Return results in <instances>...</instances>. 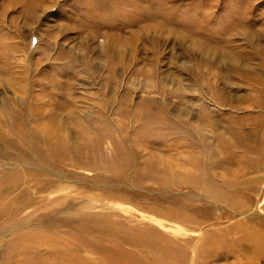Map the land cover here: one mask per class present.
I'll return each instance as SVG.
<instances>
[{
  "label": "rangeland",
  "instance_id": "rangeland-1",
  "mask_svg": "<svg viewBox=\"0 0 264 264\" xmlns=\"http://www.w3.org/2000/svg\"><path fill=\"white\" fill-rule=\"evenodd\" d=\"M12 100L1 179L41 165L1 159L45 115L76 149L47 143L42 196L0 217V264H264V0H0V111ZM248 131L243 150L233 133Z\"/></svg>",
  "mask_w": 264,
  "mask_h": 264
},
{
  "label": "bare ground",
  "instance_id": "bare-ground-1",
  "mask_svg": "<svg viewBox=\"0 0 264 264\" xmlns=\"http://www.w3.org/2000/svg\"><path fill=\"white\" fill-rule=\"evenodd\" d=\"M246 23V22H245ZM242 24V23H241ZM164 25V24H162ZM158 27H161V25H157ZM238 26V25H237ZM236 26V27H237ZM241 26V25H240ZM233 29V28H232ZM239 29V28H238ZM242 29V28H241ZM243 30V29H242ZM161 31V30H160ZM239 31V30H238ZM241 31V30H240ZM173 35V34H172ZM124 52V51H123ZM227 61V62H226ZM228 60V58L226 57L225 60H223V62H226V63H229L231 64V62ZM218 64V63H217ZM125 96H128L127 94H124ZM128 100V99H127ZM125 99V101H127ZM14 100H12L11 102V105H8L6 103V106L4 107V109L2 111H0V122H2L3 120H7L8 118H15V119H18L17 118V114L18 112L21 113L22 109H20V104L19 103H13ZM154 102V100H153ZM151 102L149 101H143L142 105H141V110L142 112L144 113V111H146L148 109V105L150 104ZM5 104V103H4ZM19 105V106H18ZM18 106V107H17ZM46 110V108H44ZM159 111H161V109H158ZM70 113V112H69ZM59 114L60 113H55V114H51V115H45L44 117V120L39 123L37 126H35L30 135L26 136L25 135V142H24V146L25 148L22 149V147H18V149H15L14 146H6L4 148H8L10 150H15L14 152V156L13 157H9V156H5L3 155V159H1L3 162L6 163V165H8V161H15L16 159L17 160H24L25 158H27L28 156V159L30 160H35L38 162V167L34 168L35 171H33V173H29V172H22V171H14V172H11L9 171L8 173H6L5 175H3L2 177L4 179H1L0 178V194H4V192H9L11 191L14 187L15 189L17 188V186L19 187L20 186V190H19V194L17 195H14L12 196V199L10 198L11 195H9V199H7L8 201L7 202H1L0 201V205L4 204V206H2L3 208L1 209L0 208V217L3 218V219H10L12 217H16V215H18V213H21L23 211V207L25 206V208H27L29 205H31V202L34 198V200L40 196H42L40 194V191H41V188L44 187V179L43 178V174L42 173H39L37 170H39L40 168L43 167V164L45 165V163H48L50 160L51 161H55L54 158H57L58 157H51V158H48V156H50L48 154V152H46L48 150V146H47V143L49 141L53 142L57 149H58V153H60L61 151L64 152V151H70L71 153H73L76 149V145L75 143H73L72 139H70L69 137V134L67 132H64V131H61L62 130V127L65 126V119H64V116H61L59 117ZM139 115L141 114V111L138 113ZM21 115H23L21 113ZM66 116V114H65ZM20 121L22 120V117L19 119ZM16 121V120H15ZM7 123V122H6ZM1 124V123H0ZM20 124H22L20 122ZM241 126V125H240ZM4 127V126H3ZM25 127V126H24ZM24 127L23 130H24ZM244 127V126H243ZM1 128V127H0ZM15 128V127H14ZM231 129H239L238 125H232L231 126ZM1 130V129H0ZM17 130V129H16ZM3 134V133H2ZM236 137V143L239 144L243 150H250L251 149V145H252V142L254 140L253 138V133L252 132H234L233 133ZM12 137V136H11ZM38 142L41 144L40 147H36V146H33L34 142ZM244 141H247L248 143L243 145V142ZM261 141V140H260ZM9 142V141H8ZM19 143V142H18ZM52 143V144H53ZM7 144V143H5ZM21 144V143H19ZM51 144V143H50ZM44 147V148H43ZM45 149V150H44ZM56 149V150H57ZM17 151H20V152H17ZM46 152V153H45ZM50 152V151H49ZM53 153V152H52ZM3 154V153H2ZM34 154V155H32ZM1 155V154H0ZM7 155V154H6ZM55 155V154H54ZM52 156V155H51ZM63 156V155H62ZM13 158H16L15 160ZM60 160H62L63 158L59 157ZM52 163V162H51ZM55 163V162H54ZM60 163V162H59ZM220 163H223V162H220ZM219 163V164H220ZM232 162H231V159H227L225 161V163H223V165L226 167L227 165H230ZM10 164V163H9ZM34 164V163H32ZM50 167V166H49ZM59 167V165L57 166ZM255 168V167H254ZM226 174V173H225ZM228 174H231V172H228ZM218 175V174H217ZM222 175V174H221ZM215 176V175H214ZM25 177H31L32 180H34V192L38 193L36 195L32 194V192L24 187H21V184L23 183V180ZM233 177V176H232ZM239 177V176H238ZM21 178V179H20ZM218 178V177H217ZM221 178V177H220ZM237 178V177H236ZM248 179V178H247ZM256 179L253 178V180L251 182H254ZM46 180L48 181V183H50L51 180H48L47 179V176H46ZM223 180V179H222ZM233 180V179H232ZM251 180V179H249ZM226 181V180H225ZM2 182H7L6 185ZM13 182V184H12ZM217 182H218V179H217ZM223 182V181H222ZM207 183V182H206ZM216 183V182H215ZM214 184V183H213ZM220 184V183H218ZM233 184V183H232ZM222 185V184H221ZM224 185V184H223ZM240 185V184H239ZM238 185V186H239ZM52 185H49V187H51ZM237 186V185H236ZM217 187V186H216ZM230 187V186H229ZM264 187V185H263ZM214 188V187H213ZM39 189V190H38ZM210 190V189H209ZM212 192H214L213 194L218 198V199H221L222 196L224 197V200L226 198V196L224 195L227 194L225 189L224 191H213L211 190ZM263 191V190H262ZM206 192V190H205ZM209 192V191H208ZM231 192H234V193H242L240 192L239 188H236L233 186V188H231L229 194H228V197L226 199V203L228 205H234L235 202H236V199H233L232 195H230ZM11 194V193H9ZM248 196V195H247ZM23 197V198H22ZM249 196H248V199L249 200ZM215 199V198H214ZM33 200V201H34ZM221 202V201H220ZM11 203V206H9ZM33 203V202H32ZM237 204V203H236ZM240 204V203H238ZM242 205V204H241ZM1 207V206H0ZM49 208V207H48ZM232 208V207H231ZM240 208V206H239ZM235 209V208H234ZM237 209V208H236ZM242 209V208H241ZM238 210V209H237ZM236 210V211H237ZM29 213L27 214L28 216V224H30L32 222V220L30 219L31 217V213L30 211H28ZM6 214V216H5ZM8 217V218H7ZM248 218V217H247ZM13 219V218H12ZM16 218H14L13 220H15ZM10 221V220H9ZM12 221V220H11ZM35 221V220H33ZM3 222V221H2ZM1 222V223H2ZM9 223V222H8ZM12 223V222H10ZM3 225V224H2ZM237 225V224H236ZM235 225V226H236ZM239 225V224H238ZM22 226V225H21ZM263 228H264V223H263ZM19 228V226L16 225V227H11L12 229L13 228ZM238 230V229H237ZM233 231V230H232ZM242 232V231H240ZM241 234V233H240ZM21 237L22 240L24 241H37V242H40L39 244L43 243V244H46V241L44 239V235L42 234H35L34 231H28L26 233H20L19 236L17 238ZM258 237L259 235L258 234H254L250 237V234H249V238L250 239H254L255 242L258 241ZM245 238H248L247 236H245ZM249 240V239H248ZM241 241V240H240ZM36 242V243H37ZM52 242L56 243L55 240H53ZM21 243V242H20ZM28 243V242H27ZM50 244L48 245L47 247H51V251L49 250V253L52 254L50 255L49 257L52 258V260H55V261H59V262H64L65 260L66 261H70L71 262L74 260L73 257L67 255L66 253H64L62 250H64V247L63 246H60L57 247L58 244ZM235 243V242H234ZM233 243V244H234ZM243 243V242H242ZM33 244H35V242H33ZM42 244V245H43ZM237 244V243H236ZM262 243H258L257 242V245H253V249L256 250L259 254V251H260V246H261ZM23 246V244H21ZM26 245V243H25ZM53 248H62V250H59L58 249L55 251ZM252 248V247H250ZM21 251V250H20ZM48 252V250H47ZM14 253V252H13ZM15 254V253H14ZM261 255V254H260ZM260 255H257L255 257H259ZM263 260V259H262Z\"/></svg>",
  "mask_w": 264,
  "mask_h": 264
}]
</instances>
